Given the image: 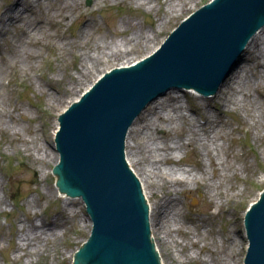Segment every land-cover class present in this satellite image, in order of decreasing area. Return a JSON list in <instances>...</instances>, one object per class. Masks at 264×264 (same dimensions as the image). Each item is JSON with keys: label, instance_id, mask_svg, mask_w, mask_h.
<instances>
[{"label": "rangeland", "instance_id": "1", "mask_svg": "<svg viewBox=\"0 0 264 264\" xmlns=\"http://www.w3.org/2000/svg\"><path fill=\"white\" fill-rule=\"evenodd\" d=\"M86 1L70 0L66 4L64 0L30 1L31 11L22 12L27 19L0 30V200L5 202L0 210V264H73L78 251L88 240L89 221L85 228L81 221L84 208L80 201L70 202L68 205L64 204L67 199L47 201L50 197L61 196L59 193L57 195L47 193L52 191L47 188H53L56 183V178L52 175L55 160L47 157L42 171L34 170L32 167L34 152L30 153L29 146L33 144L32 139L35 137L36 143L46 146L52 157L57 156L54 142L51 144V140L54 139L53 131L59 113L78 99L111 64H104L98 68L95 75L89 76V81L78 91L68 93L70 79L82 75L79 65L83 50L81 44L76 45L75 50L69 48L62 50L60 45L62 42L54 46L55 41H59L57 33L62 32V28L70 23L67 34L70 41L85 24L89 25L94 39L102 35L111 38L114 32L119 31H122L120 32L122 38L129 37V31L121 27V20L125 19L135 25L137 36L139 32L146 36L153 35L156 40L154 45L156 44L159 49L163 40L180 25L183 19L212 0H193L184 11L176 12L173 17L170 15L174 12L164 6L168 0H91L90 5H87ZM15 2L16 0H0L1 11ZM32 5L34 7H31ZM79 12H85L86 16L77 18L74 22L65 21L64 17L67 13L77 15ZM160 19L165 22L163 28L159 27ZM28 20H31L35 26L34 29L29 26ZM56 52H60L61 57L60 55L55 57ZM139 55H144V52L139 51ZM85 66L90 68L87 62ZM79 78H85L84 74ZM7 79L13 84L2 87V81ZM41 79L48 80L47 85H44V82L38 83L37 80L40 82ZM258 85L261 89L255 90L254 87L258 86L253 80L242 86L239 96L246 100L245 108L239 104L226 110L220 103L216 104L217 109L214 105L207 107L214 116L216 114V117L219 112L215 121L217 124L214 122V126L221 127L217 142L222 145L219 161L224 164V167L221 165L215 171L212 180L210 175L214 171L213 166L210 165L206 155L201 154L198 144L186 146L176 152L175 155L180 160L177 164L185 169L197 166L196 160L200 158L203 166L206 167V182L221 183L218 187L221 199L219 202L211 203L206 186L196 187L193 184L190 186V192L175 195L179 201L178 209L181 207L182 213L180 216L176 215V222L171 225L172 238L168 240L167 250L163 245L157 247L163 264H174L170 255L180 260L181 264H197L190 263L182 253L180 244L188 242L190 255L193 258L206 259L205 264H223V262L227 264L229 261L231 264H244L247 253L246 211L264 190V122H262L264 91H261L264 88L263 84ZM178 89L180 88H176V91L181 93ZM51 93L55 99L50 96ZM255 100L257 103H254ZM210 102L215 103L216 100ZM13 107L21 113H14ZM201 112L204 116L205 111L202 109ZM206 118L209 117L205 113ZM138 119L137 122H140L141 116ZM203 128L211 129L212 132L210 124ZM203 128H201L202 132H204ZM245 129L249 131L246 132ZM186 130L185 124L179 129L175 128L171 133L164 129L160 130L157 135L159 138L180 136L184 135ZM210 149L214 151L213 147ZM199 152L201 155L198 154ZM213 153L217 157L216 151ZM135 169L137 170L136 166ZM197 169L198 167L194 169V174ZM43 173L47 174L46 178ZM42 177L47 188L41 182ZM163 192L156 188L149 203L158 200ZM238 192L242 196L237 197ZM231 197L234 198L233 202L223 204ZM70 206L76 214L70 216L65 235L58 230L60 237L49 241L47 245H40L37 256L28 257L21 252L23 258H16L20 252L17 253L14 248L17 243L15 232L19 229L20 220H25L34 213L38 214L35 217L38 219L39 215L42 216L41 210L42 213L45 212V219L51 220L60 210L69 211ZM199 220L201 224L198 223ZM218 226L225 227L229 235L233 233L237 242L233 245L223 243L217 231ZM58 248H63L66 252L64 259L63 256L62 258L55 256L54 250ZM230 253L233 258L229 256ZM212 254L220 255L213 260L214 263L209 258Z\"/></svg>", "mask_w": 264, "mask_h": 264}, {"label": "water", "instance_id": "2", "mask_svg": "<svg viewBox=\"0 0 264 264\" xmlns=\"http://www.w3.org/2000/svg\"><path fill=\"white\" fill-rule=\"evenodd\" d=\"M263 24L264 0H217L184 22L153 59L114 70L61 115L58 184L81 195L93 217L74 264H159L141 187L125 160L128 130L151 99L174 85L218 89ZM248 225L247 264H264V197Z\"/></svg>", "mask_w": 264, "mask_h": 264}, {"label": "bare ground", "instance_id": "3", "mask_svg": "<svg viewBox=\"0 0 264 264\" xmlns=\"http://www.w3.org/2000/svg\"><path fill=\"white\" fill-rule=\"evenodd\" d=\"M30 1L38 2L39 0H16L14 4L4 7L3 11L0 9V26H2L0 30H4V28L8 25L14 24L17 21L27 19L23 16L22 12H25L26 10L31 11L29 8L31 4ZM69 1L70 0H64L65 4ZM192 2L193 0H168V3H164V6L166 9L174 12L170 15L173 17L176 12L184 11V8L191 5ZM34 5L31 7H34ZM74 16L75 14L73 13H67L64 19L68 23L73 20ZM79 16L85 17L86 14L79 12ZM28 22H30L29 26L34 29L35 26L31 23V20H28ZM158 22L159 27L163 28L165 24L164 20L160 19ZM121 27H124V30L129 31V37L122 38L120 35V32L122 31H119L114 32L111 38L102 35L101 37L94 39L88 24H85V26L73 36L72 41H70L69 37L66 35L60 36V42H62L60 45L62 50H67L68 48L75 50V46L78 44L82 45L83 50L79 68L81 71L80 74H84L85 78H79L82 75H79L76 78L72 77L69 81L68 93H75L78 91L89 81L88 77L94 76L96 73L95 71H97L98 68L102 67L104 64H111V66L107 67V71L109 73L112 70H122L143 66L148 62L149 58H154L151 55L158 48V46L156 44L154 45L156 40L153 35L146 36L145 34H142V32L141 34L139 32V35L137 36V29L135 25L125 19L121 20ZM88 45H90V48H88ZM141 50L144 52V55L142 56L139 55V51ZM243 52L244 54L240 67L232 71V73H229L228 76L224 78L222 87H220L217 95L213 96L211 99H201L195 97L192 91L188 90V93L191 95L188 93L180 94L176 91V88H172L164 93L163 96L160 95L151 99L145 107V110L140 115L142 120L137 122L139 120L138 117L129 129L125 143V158L127 159L131 170H133L134 174L138 178L141 187L142 202L147 210L146 220L148 225L151 226L150 228L153 237V240H151L154 249L157 247L159 248V245H163L165 250L169 247L168 240L172 238L171 225L173 222H176V215L178 214V216H180L182 213L181 207L178 209L179 201L178 198H175V195L181 192H190V186L193 184V186L196 185V187L200 185L206 186L205 189L210 197L209 199L211 203L214 201L219 202L221 199V192L218 190L221 183L216 181H211V183L206 182V167L203 166L199 157L195 163L197 166H193L192 169H185L177 164L180 160L175 154L179 150L186 148V146L198 144L201 148V154L206 155L210 165L213 166L212 170L214 171H212L210 179L215 176V171L219 169L221 165L224 167V164L219 161V154L222 151V145L217 142L221 127L216 128L214 126V122L217 120L216 118H218L219 112L216 117V114L214 116L212 111L208 110L207 107L214 105L217 109L216 104L220 103V105H224L226 110H229L239 104L245 108L246 100L239 96L242 86H245L249 82L255 80L258 86L254 87L255 90L261 89L258 84H263L264 88V24L247 40L244 45ZM59 55L60 52H56L55 57ZM86 62L87 65H90V68L85 66ZM107 71H104V73ZM103 75H101V77ZM37 81L38 83L44 82V85H47L48 83V80L46 79H41L40 82L39 80ZM94 82L87 87L84 94L89 92V89L92 88ZM9 84L13 83L10 81H2L1 86L5 87ZM39 88H41V85ZM196 94L198 93H195V95ZM50 96L55 99V96L52 93ZM79 99L80 98L75 101ZM213 99L216 100L215 103L210 102L213 101ZM253 99H255V96ZM183 101L185 104H183ZM254 103H257V101L255 100ZM188 104H194V106L190 108L191 110H188ZM251 106L253 107L254 105L252 104ZM202 109L209 118L205 119L204 113V120L201 121L200 113H202ZM12 110L14 113H21L14 107ZM64 110H62L59 114L61 115ZM60 115L56 119V128L53 131L54 136L58 134V126L61 121ZM262 122H264V117L262 118ZM215 123L217 124V122ZM185 124L187 125V130L184 135L169 136L168 138H159L157 135L160 130L164 129L168 133H171L175 128L179 129V127H182ZM209 124L211 125L212 132L211 129L204 130L203 128ZM201 128H203L204 132H202ZM53 141L54 139L52 138L51 144ZM32 143L33 144L29 146V151L30 153L34 152L33 154L35 159L32 164L34 170H38L39 172L42 171L44 167V160L47 157L53 158V160H55V164L59 167V154L57 156L53 154L55 157H52L46 146L36 143L35 137H33ZM211 147H213L214 151H216L217 157H215L213 153L214 151L210 149ZM198 154L201 155L200 152ZM162 165H172L174 167L167 168ZM135 166L137 167V170L135 169ZM197 167V172L194 174V169ZM43 175L45 178L47 177L46 173H43ZM178 175L180 176L178 177ZM41 182H43V185L47 188L43 177L41 178ZM156 188L160 191H164L163 195L160 196L154 203L150 204L149 202L154 196ZM47 189H52V191L47 192L50 195H57L58 193L54 188L48 187ZM236 195L238 197L241 193L238 192ZM59 199H67V201H64L65 205L70 204V202L73 203L74 201H80L83 206L82 196L79 194L64 193V195H61L60 197L58 196L57 198L50 197L47 201L50 202ZM36 201L38 200L36 199ZM233 201L234 198L231 197L223 202V204ZM4 204L5 202L0 200V210ZM42 211L43 210H41L42 216L40 217L39 215L38 219L35 218L38 214L34 213V215H29L25 220H20L19 229L15 232L17 243L14 248L17 253L20 252L16 258H23L21 252L26 254L25 256L28 257L31 255L37 256L36 254L39 252L40 245H47L49 241L56 240L60 237L57 233L58 230L63 233L62 235L67 233L70 216L76 214L71 207L69 211L60 210L53 219L49 220L45 219ZM81 221L83 222V226L86 228L89 221V215L83 214V219ZM198 223L201 224L200 220ZM226 241L230 242L232 245L237 242L230 236L226 238ZM87 242L88 241H86L84 247L80 251L86 249ZM72 243L73 242L71 241L70 244ZM180 246L182 253L190 263H207V260L202 257L193 258L190 255V249H188L190 246L189 242L184 244L181 243ZM59 249L60 248H58V250H54L55 256L58 258H62L63 256L64 259L66 252L63 248L60 249L62 252H59ZM158 253L160 254L159 250ZM229 256H232V253H230ZM170 257L174 264H181L180 260L176 257L171 255ZM218 257H220V255L212 254L209 256L211 261ZM221 258H224V256H221ZM161 259H159L160 263L163 264ZM214 262L215 261H213V263ZM223 264H226V262H223ZM227 264H231V261H229V263L227 262Z\"/></svg>", "mask_w": 264, "mask_h": 264}]
</instances>
